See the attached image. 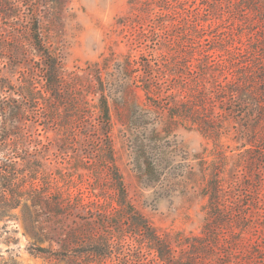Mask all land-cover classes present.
Here are the masks:
<instances>
[{
	"label": "rangeland",
	"instance_id": "obj_1",
	"mask_svg": "<svg viewBox=\"0 0 264 264\" xmlns=\"http://www.w3.org/2000/svg\"><path fill=\"white\" fill-rule=\"evenodd\" d=\"M36 26L80 96L72 110L54 104L59 123L49 129L22 98L30 80L42 86ZM218 58L241 74L264 70V0H0V133L22 135L12 153L22 197L15 217L0 219V264H165L145 228L168 243L171 264H264V155L247 150L264 130L240 116L260 113L208 92L215 131L177 115L198 76L188 66L217 74ZM153 80L160 89L146 92ZM78 108L92 118L72 132ZM58 188L87 211L56 220L46 202ZM73 229L83 240L103 234L111 248L98 258L80 241L71 260L57 258Z\"/></svg>",
	"mask_w": 264,
	"mask_h": 264
},
{
	"label": "trees",
	"instance_id": "obj_2",
	"mask_svg": "<svg viewBox=\"0 0 264 264\" xmlns=\"http://www.w3.org/2000/svg\"><path fill=\"white\" fill-rule=\"evenodd\" d=\"M30 36L33 49L40 57V61L43 64L42 86L39 88V85L30 80L26 94L25 92H22V98L26 105L34 108L33 114L36 121L38 122V118H40L41 123H45L44 128L49 129L59 123L58 115L60 112L58 107L54 106V104H59L60 102L68 103L69 110H72V106L79 104L80 99L78 98H80V96L77 97L74 95L72 88H70L69 83L62 74L60 62L46 48L37 26ZM207 56L212 58V56ZM210 63V66L212 67L219 66L222 68L219 70L222 72L217 74L212 72L213 74H211L204 71V69L199 66L193 67V64L188 66V69L197 73L198 76L192 79L193 85L187 95L188 98L180 104L181 110L178 111L177 115H180V112H185V114L183 113L185 117H190L194 122L198 123L205 132L211 133L212 131H215L213 120L207 119L211 104V96L208 92H211L212 98L217 99L223 104H226L227 100L231 101V99L235 98V100L239 101L241 107H248L253 111L259 112V116L256 114L255 116L252 115L247 117L249 112L243 110L240 116L247 118V120L253 124L252 127L260 125L264 130V70H261V67H259L258 75H255V73L248 75V72H251L252 70L242 74L238 72V70H226L225 61L220 58L213 59ZM147 68L156 71L152 66H147ZM155 77L156 76H154V78ZM159 89L158 80H153L151 86L147 88L146 92H154ZM38 93L41 97L35 96ZM14 94L16 95L15 92ZM39 98L43 101L40 102ZM233 103L234 102H232V105ZM81 109L78 108L73 111L75 114L77 113L76 116L68 119L72 132L79 127L80 123H83L84 119L92 118L90 111H88L84 117ZM98 109L99 117H101L104 125L101 127V131H103L104 134H109L111 129V113L107 101L102 100ZM20 140H22V135L19 133H0V219L5 217L14 218L15 215H12L11 212L20 205L22 194L18 192L17 189L19 186L18 183L22 181V172L17 166V158H14L15 156L12 154L19 152L18 143ZM10 141H13V144H11ZM252 143V147L247 150H257L258 148L261 155H264V141L261 146L256 144V139L252 140ZM117 187L118 190L121 191L122 186L120 180L117 181ZM214 191L218 194L217 187L214 188ZM216 194L214 198H216ZM47 195V206L52 211L56 220H59L62 224L63 222L61 220H63V217L68 218L78 212L84 213L87 211L86 209H88V207H86L88 202L85 201L83 197H74L70 192L64 191L61 188H58ZM141 219L140 216L134 218V224L137 226H143ZM145 229L146 230L143 234L145 238L151 242L150 247L155 250L159 260L165 262V264H171L173 262L172 259H175V256L172 253V249L168 246V243L162 239L155 230H150L148 228ZM212 232V230L210 231L206 228L207 236H209V234L211 236ZM84 237L85 236L79 233L76 229L68 231L67 236L60 239L58 242L65 254L58 255V252L56 251L53 255L59 259L71 260L70 246L73 243L76 244L80 241H84L85 244L87 243L94 246V248L90 250L92 251L91 255L98 256V258H103L108 253L107 250L111 248L110 245H112V243L110 239L103 236V234H92L91 237L86 240H83ZM76 264L88 263L82 260L80 263Z\"/></svg>",
	"mask_w": 264,
	"mask_h": 264
}]
</instances>
